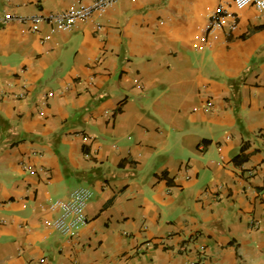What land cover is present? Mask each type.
<instances>
[{
	"label": "crops",
	"instance_id": "obj_1",
	"mask_svg": "<svg viewBox=\"0 0 264 264\" xmlns=\"http://www.w3.org/2000/svg\"><path fill=\"white\" fill-rule=\"evenodd\" d=\"M92 1L0 0V264H264V9L16 20ZM79 187L69 237L51 206Z\"/></svg>",
	"mask_w": 264,
	"mask_h": 264
},
{
	"label": "built area",
	"instance_id": "obj_2",
	"mask_svg": "<svg viewBox=\"0 0 264 264\" xmlns=\"http://www.w3.org/2000/svg\"><path fill=\"white\" fill-rule=\"evenodd\" d=\"M117 0H94L89 4L77 8L67 9L48 15L32 16L30 18L16 17L18 21H30L33 28L40 22H48L60 29H70L78 19L91 16L95 11H103ZM237 7L256 6L264 9V0H233ZM220 4V10H222ZM208 106L211 105L207 102ZM93 197V191L88 187L74 189L68 198L58 199L52 203V209L58 211L53 220V226L63 235L72 237L84 225L88 223L86 208Z\"/></svg>",
	"mask_w": 264,
	"mask_h": 264
}]
</instances>
